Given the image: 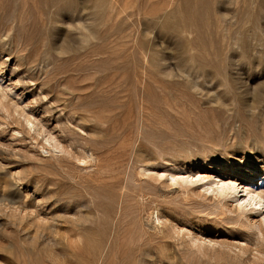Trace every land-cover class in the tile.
Masks as SVG:
<instances>
[{"label":"rangeland","instance_id":"obj_1","mask_svg":"<svg viewBox=\"0 0 264 264\" xmlns=\"http://www.w3.org/2000/svg\"><path fill=\"white\" fill-rule=\"evenodd\" d=\"M69 1L0 0L1 86L74 151L96 156L80 169L46 152L0 102V264H254L203 257L171 226L219 224L231 233L217 230L218 240L243 239L233 213L138 172L243 160L264 143V103L258 124L246 116L264 94V0ZM247 144L243 157L233 151ZM153 208L168 213L165 225L154 227Z\"/></svg>","mask_w":264,"mask_h":264},{"label":"bare ground","instance_id":"obj_2","mask_svg":"<svg viewBox=\"0 0 264 264\" xmlns=\"http://www.w3.org/2000/svg\"><path fill=\"white\" fill-rule=\"evenodd\" d=\"M66 1V0H65ZM69 1V0H68ZM74 1V0H73ZM70 2V1H69ZM62 9V8H61ZM57 12V11H56ZM60 12V11H59ZM58 12V13H59ZM17 43V42H16ZM6 42L4 41H0V48H4L5 50V45ZM3 50V49H2ZM2 53V52H1ZM14 54V53H13ZM17 59V58H16ZM48 60V59H47ZM1 61V60H0ZM4 61H6L4 59ZM3 62V61H2ZM1 63V62H0ZM4 63V62H3ZM2 63V64H3ZM7 63V62H6ZM1 70L0 69V74H1ZM3 76H1L0 79L3 80ZM16 85V84H15ZM43 86V85H42ZM9 87V88H7ZM37 87V86H36ZM41 87V86H40ZM7 88V89H6ZM264 89V88H263ZM42 90V89H40ZM13 91L12 89V85L10 83H8L7 85H5L3 87V85L1 86L0 84V102L4 103L7 102L8 100H10L12 102V106H13V114L16 115L17 118H19L20 122L22 123V126H24V128H26L28 130V132H33L36 136H38V138L41 136L42 141L44 142V145H47L48 150H46V152H49L50 154H55V153H63V155L66 156L69 155L70 157H72L75 161V164L78 168L80 169H85L91 165H93L96 162V156L94 154V152L92 151H86L83 149H79V150H75L69 145V144H65L64 142H62V140L55 135V133L51 132V129L49 130L47 128V126L42 123L43 121L40 120V118L38 119L36 117V115L33 113L34 111L32 110H26V105H21L20 102L18 100H11L9 98V94H11V92ZM15 92V91H14ZM43 92V91H42ZM39 93V92H38ZM262 93V92H261ZM40 94V93H39ZM42 94V93H41ZM20 95V94H19ZM264 95V94H263ZM262 94L259 95L258 100L260 105L256 107V109L258 108L257 112L252 113L249 112L247 115V117H249V119L251 121H257V119L260 118V115H262V113H260V107L262 106V103H264V96ZM12 96V95H11ZM38 96V95H37ZM12 98V97H11ZM20 99V98H18ZM21 100V99H20ZM41 100V99H40ZM236 102L240 103L241 101L238 100L236 98ZM235 102V103H236ZM236 103V105L238 106V104ZM8 105L9 102H7ZM242 104V103H241ZM235 105V106H236ZM6 106V105H4ZM28 106V105H27ZM239 106H242L239 104ZM27 109H29L27 107ZM240 108H238L239 111ZM234 110H236V108H234ZM247 110V109H246ZM237 111V110H236ZM243 111H245V108H243ZM241 112V111H239ZM246 112V111H245ZM234 113V111H233ZM236 113V112H235ZM234 113V115H235ZM12 114V113H10ZM12 114V115H13ZM243 113H241L242 115ZM236 116V115H235ZM238 116V115H237ZM240 116V115H239ZM15 117V119H16ZM262 117V116H261ZM78 118V117H77ZM236 118V117H235ZM243 118V115H242ZM6 119V118H5ZM80 119V118H78ZM247 119V120H249ZM77 120V119H76ZM75 120V121H76ZM81 120V119H80ZM79 120V121H80ZM245 120V119H243ZM260 120V119H259ZM258 120V121H259ZM45 121V120H44ZM258 121L256 124H258ZM261 121V120H260ZM18 122V121H17ZM247 122V121H245ZM244 122V123H245ZM75 123V122H74ZM260 123V122H259ZM20 124V123H18ZM247 124V123H246ZM255 124V122H254ZM263 125V124H262ZM2 126V125H1ZM17 126V125H16ZM75 126V125H74ZM76 127V126H75ZM239 127H241V124L239 125ZM243 127V126H242ZM246 127V126H245ZM244 127V129H245ZM258 127V126H256ZM2 127H0L1 129ZM78 128V127H77ZM84 128V127H83ZM259 128V127H258ZM4 129V127L2 128ZM1 132L5 131L3 130ZM20 129H22L20 127ZM13 135L15 137H18L20 135V131L19 129H13ZM73 130V129H72ZM79 130V129H78ZM77 130V131H78ZM11 131V130H10ZM23 131V130H22ZM26 131V130H25ZM76 131V134L78 133ZM81 131V130H80ZM90 131V130H89ZM94 131V130H93ZM56 132V131H55ZM82 132V131H81ZM92 132V130H91ZM12 133V132H11ZM25 133V132H24ZM59 133V132H58ZM95 133V132H94ZM27 134V132H26ZM60 134V133H59ZM58 134V135H59ZM244 134V133H243ZM78 135V134H77ZM13 136V137H14ZM22 136V135H21ZM20 136V137H21ZM25 136V135H24ZM61 136V135H60ZM85 136H87L85 134ZM262 136V135H261ZM23 137V136H22ZM21 137V138H22ZM63 138V136H61ZM19 138V137H18ZM32 138V137H31ZM83 138V137H82ZM86 138V137H85ZM23 139V138H22ZM35 139V137H34ZM65 139V138H64ZM63 139V140H64ZM79 139V138H77ZM247 139V138H246ZM21 140V139H20ZM82 140V139H81ZM252 140V139H251ZM84 141V140H82ZM41 142V141H40ZM68 143V142H67ZM83 143V142H82ZM225 143V142H224ZM231 143V142H230ZM244 143V142H243ZM250 144V143H249ZM249 144L247 145H242L240 147H238L237 149H234L233 151L236 152L237 155H242L241 153L244 152V150L249 147L254 149L255 147L252 146L250 147ZM255 146L258 148L257 150H253V152L250 154V156L248 157H244L243 160L239 159H235V160H231L232 156H226V155H220L218 157V155H216L217 157H210V159H207V163L206 164H202L201 161H205L206 162V158L202 157V158H198L196 160L197 164L196 165H190L185 164V163H178V164H170L168 166L163 167L162 169L157 170V168L155 169L153 166L151 165H146L141 167L140 166V170H139V175L140 176H148V178H152V179H156V180H161L162 182L167 183L169 185H176L178 186V188L186 194L191 193H200L201 195H203L205 198H209L212 199L214 202L216 201V203H219L220 206L226 210L227 212L233 213V216H231L230 218L234 221H242L240 223L244 222V225H246V229H247V233H244V238L243 239H237V240H218V238H216V235H213V233L217 232V230H221L223 232H225V234L227 233H231L228 229H226L224 226L219 225L217 228H210V227H205L208 230H202L201 231H196L193 229H188L186 228V225L184 223V221H176L174 222L172 220V222H174V224L172 223V228L174 229V232L177 234V236L179 237H187V240L189 241V244L191 246V248H195L197 252H199L201 255L204 256H214L218 255L219 256H229L232 259H239V260H244L247 262H252L254 264H262L264 263V143L260 146H257L256 143ZM43 145V144H42ZM41 145V146H42ZM80 145V144H79ZM235 145V144H234ZM44 147V146H43ZM46 147V146H45ZM74 147V146H73ZM79 147V146H78ZM217 147V146H216ZM77 148V147H76ZM202 149V148H201ZM226 150V149H225ZM228 150V149H227ZM224 151V150H223ZM43 152H45L43 150ZM75 152V154H74ZM189 152V151H188ZM226 152V151H225ZM96 153V152H95ZM191 153V152H190ZM211 153V152H210ZM248 153V152H247ZM46 154V153H45ZM194 153H191L190 155H192ZM62 155V154H61ZM55 156V155H54ZM150 156V155H149ZM185 156V155H183ZM215 156V155H214ZM50 157V155H49ZM209 157V156H208ZM243 157V155H242ZM164 158V157H163ZM234 158V155L233 157ZM249 158V159H248ZM63 159V158H62ZM146 159V158H145ZM148 159V158H147ZM188 159V158H186ZM53 160V159H52ZM153 160V158H152ZM157 160V158H156ZM165 160V159H164ZM168 160V159H167ZM261 160V162L263 163L262 166L258 165V161ZM61 161V159L59 160ZM64 161V160H63ZM143 160H141L140 162H142ZM160 161V160H159ZM67 162V161H65ZM63 162V164L65 163ZM137 162V161H135ZM145 162V161H144ZM174 162V161H173ZM184 162V161H183ZM237 162V163H236ZM99 163V162H98ZM138 163V162H137ZM159 163V162H158ZM169 163H170V159H169ZM177 163V162H176ZM71 164V163H69ZM162 164V163H160ZM68 165V162H67ZM95 165V164H94ZM62 166V165H61ZM64 167L66 165H63ZM155 166V165H154ZM71 167V166H70ZM133 167V166H132ZM67 168V167H66ZM62 169V168H61ZM72 169V168H69ZM101 168H99L100 170ZM74 170V169H73ZM87 170V169H86ZM138 170V169H137ZM69 171V170H68ZM66 172V170H65ZM93 172V171H92ZM107 172V171H106ZM109 172V171H108ZM69 173V172H68ZM73 173V172H72ZM83 173V172H82ZM88 173V172H87ZM16 174V173H15ZM91 175V174H90ZM110 175V173L108 174ZM106 175V176H108ZM129 175V174H128ZM73 176V175H72ZM78 176V174H77ZM76 176V177H77ZM100 176V175H99ZM98 176V177H99ZM15 177V176H14ZM79 177V176H78ZM103 177V175H102ZM132 177H133V173H132ZM139 177V176H138ZM73 178V177H72ZM71 178V179H72ZM149 178V179H150ZM18 179V178H17ZM140 179V177H139ZM151 179V180H152ZM73 180V179H72ZM75 180V179H74ZM126 181V180H125ZM147 181V180H145ZM259 181V183H258ZM83 182V181H82ZM148 182V181H147ZM156 182V181H153ZM82 184V183H81ZM97 184V183H96ZM123 184V183H122ZM163 184V185H164ZM93 185V184H92ZM162 185V184H160ZM122 186V185H121ZM152 186V185H151ZM166 186V185H165ZM177 189V188H176ZM129 190V189H127ZM151 190V189H150ZM154 190V189H153ZM130 191V190H129ZM121 192V191H120ZM123 192V191H122ZM141 192V191H139ZM145 192V191H144ZM134 194H136L134 192ZM148 194V191H147ZM153 194V193H152ZM150 195V193H149ZM155 195V194H154ZM153 195V196H154ZM195 195V194H194ZM120 196V195H119ZM6 197V196H5ZM14 197V196H13ZM121 197V196H120ZM122 197H125L124 194H122ZM137 197V196H136ZM178 197V196H177ZM202 197H197V198H205ZM12 198V196H11ZM158 198V196H157ZM179 198V197H178ZM5 199V198H3ZM10 199V198H9ZM139 199V198H138ZM141 199V198H140ZM144 199V198H143ZM206 199V200H207ZM56 200V199H55ZM121 200V199H120ZM118 200V201H120ZM7 201V200H6ZM57 201V200H56ZM56 201H54L55 203H57ZM140 201V200H139ZM155 201V200H154ZM25 202V201H24ZM117 202V201H116ZM132 202V201H131ZM180 202V201H179ZM212 202V201H211ZM9 203H11V201L9 200ZM13 203V201H12ZM18 204V202H16ZM16 203H13L16 205ZM152 203V202H151ZM210 203V202H209ZM70 204V203H69ZM67 206H70V205ZM119 206V203H117ZM121 204V202H120ZM124 204V202H123ZM138 204V203H137ZM141 204V203H140ZM182 204V203H181ZM187 203H183L182 205H186ZM134 205V204H133ZM156 204H154L153 206H155ZM159 205V204H158ZM204 205V204H203ZM211 205V204H210ZM7 206V205H6ZM74 206V204H73ZM117 206V207H118ZM142 206V205H141ZM140 206V207H141ZM201 206V205H200ZM217 206V205H216ZM72 207V206H70ZM129 207V206H128ZM151 207V206H150ZM189 207V206H187ZM202 207V206H201ZM209 207V206H207ZM219 207V206H218ZM23 208V207H22ZM159 208L160 207L159 205ZM159 208H153L149 213V217L152 221V223L154 224V227H158V225L160 224H164L169 221V215L168 213L163 211V210H159ZM164 208V207H163ZM166 208V207H165ZM170 208V207H169ZM168 208V210H169ZM190 208V207H189ZM193 208V207H192ZM117 209V208H116ZM115 209V210H116ZM120 209V208H119ZM126 209V208H125ZM124 209V210H125ZM133 209V208H132ZM135 209H137L135 207ZM191 209V208H190ZM217 208H214V210ZM10 210V209H9ZM128 210H131L130 208H128ZM201 210V209H200ZM213 210V212H214ZM127 211V210H126ZM167 211V209H166ZM184 211V210H183ZM198 211V210H196ZM218 211V210H217ZM116 212L118 213V211L116 210ZM125 212V211H124ZM171 212H173L171 210ZM202 212V211H201ZM74 213V212H73ZM111 213V212H110ZM120 213V212H119ZM118 213V214H119ZM174 214V213H173ZM114 215V214H113ZM120 215V214H119ZM176 215V214H175ZM169 216V217H168ZM172 216V215H171ZM180 216V215H179ZM178 216V217H179ZM196 217L199 218V216H197V214L195 215ZM116 217V216H115ZM125 217V216H123ZM148 217V216H147ZM182 217V215H181ZM180 217V218H181ZM184 218V216H183ZM192 218V217H191ZM195 218V217H194ZM196 218V219H198ZM227 218V217H226ZM225 218V220H226ZM182 219V218H181ZM190 219V218H187ZM231 219H228L231 221ZM75 220V219H74ZM114 220V219H113ZM112 220V221H113ZM118 224L120 222V219L117 217ZM185 220V218H184ZM201 220V218H200ZM227 220V221H228ZM148 221V220H147ZM186 221V220H185ZM210 222V221H209ZM232 222V221H231ZM236 222V223H237ZM113 223V222H112ZM126 223V222H125ZM189 223V221H188ZM197 223V222H196ZM109 224V222H108ZM117 224V225H118ZM224 224V223H223ZM116 225V227H117ZM199 225V224H198ZM225 225V224H224ZM243 225V224H242ZM112 226V225H111ZM110 226V227H111ZM170 226V227H171ZM226 226H230V225H226ZM236 226V225H235ZM109 227V226H108ZM169 227V226H168ZM167 227V228H168ZM118 228V227H117ZM142 228V227H141ZM166 228V230H168ZM204 228V227H203ZM114 230V228H112ZM165 229V228H164ZM210 229V230H209ZM212 229V230H211ZM235 229V227H234ZM233 229V230H234ZM54 230V229H53ZM117 230V229H115ZM244 230V229H243ZM111 231V230H110ZM170 231V229H169ZM168 231V233H169ZM173 231V230H172ZM172 231L170 234H172ZM212 231V232H210ZM241 231V230H239ZM112 232V231H111ZM206 232V233H205ZM167 233V234H168ZM117 235V233H115ZM133 234V233H132ZM168 234V235H170ZM175 234V235H176ZM236 234V233H235ZM247 234V235H245ZM82 235V234H81ZM110 235V234H109ZM156 235V234H155ZM238 235V233H237ZM29 236V235H28ZM80 236V235H79ZM186 236V237H185ZM77 237V236H76ZM118 237V236H117ZM173 237V236H172ZM176 237V236H175ZM224 237V236H223ZM227 237V236H226ZM78 238V237H77ZM82 239V238H81ZM109 239V238H108ZM128 239V238H127ZM134 239V238H132ZM182 239V238H181ZM222 239V238H221ZM178 240V239H177ZM176 240H174L175 242ZM182 241V240H180ZM228 241V243H227ZM232 241H235L232 242ZM183 242V241H182ZM226 242L227 244L223 243ZM178 243V241L176 242ZM175 243V244H176ZM225 244V247L222 245ZM181 244V243H180ZM180 244H176L177 246H179ZM175 245V246H176ZM173 246V245H171ZM184 246V245H183ZM187 246V245H186ZM166 248V247H165ZM164 248V249H165ZM178 248V247H177ZM186 248V247H185ZM195 251V250H194ZM170 255V254H168ZM175 256V255H174ZM189 256V255H188ZM228 257V258H229ZM216 258V257H215ZM227 258V257H226ZM170 259V258H169ZM210 259V258H209ZM218 258H216L217 260ZM225 259V258H224ZM211 260V259H210ZM223 260V259H222ZM228 260V259H227ZM231 260V259H230ZM221 261V260H220ZM228 262V261H227ZM245 264V263H244Z\"/></svg>","mask_w":264,"mask_h":264}]
</instances>
